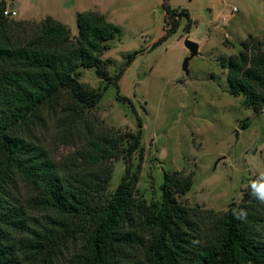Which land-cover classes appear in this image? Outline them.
Listing matches in <instances>:
<instances>
[{
  "label": "trees",
  "instance_id": "obj_1",
  "mask_svg": "<svg viewBox=\"0 0 264 264\" xmlns=\"http://www.w3.org/2000/svg\"><path fill=\"white\" fill-rule=\"evenodd\" d=\"M6 5L0 0V264H62L71 246L70 264H264V233L258 230L264 216L254 190L245 191L238 208L200 216L178 199L193 186L192 175L182 172L164 174L161 201L138 199L139 164L104 197L111 161L130 159L123 145L138 148L142 124L139 135L95 133L88 126L80 131L102 94L77 74L95 68L99 77L109 76L112 60L103 56L121 29L101 12L86 11L77 15L74 37L50 16L15 22L4 15ZM166 13L171 26L159 44L177 32L180 19L190 18L169 6ZM242 46L223 64L230 93L262 111L264 50L252 36ZM63 100L62 141L80 142L67 169L39 139L21 135L45 126Z\"/></svg>",
  "mask_w": 264,
  "mask_h": 264
},
{
  "label": "rangeland",
  "instance_id": "obj_2",
  "mask_svg": "<svg viewBox=\"0 0 264 264\" xmlns=\"http://www.w3.org/2000/svg\"><path fill=\"white\" fill-rule=\"evenodd\" d=\"M166 6L177 13L186 10L190 18L180 19L177 32L159 44L171 26ZM6 9L17 11L15 22L40 23L50 16L74 37L77 15L86 11L101 12L121 29L103 56L112 60L109 76L99 77L95 68L77 74L102 94L80 131L88 126L95 133L139 135L142 124L138 148L134 142L123 145L127 155L132 152L130 159L111 161L104 197L141 164L136 197L148 204L161 201L164 174L177 171L193 178L180 203L200 216L238 208L248 189L260 197L264 216V108L255 110L244 96L231 95L223 65L250 36L264 50V0H7ZM186 41L199 46L188 62ZM67 107L63 100L45 126L21 132L39 139L61 169L76 161L80 146L62 141L60 118ZM258 230L264 233V221ZM70 252L61 257L62 264H70Z\"/></svg>",
  "mask_w": 264,
  "mask_h": 264
},
{
  "label": "water",
  "instance_id": "obj_3",
  "mask_svg": "<svg viewBox=\"0 0 264 264\" xmlns=\"http://www.w3.org/2000/svg\"><path fill=\"white\" fill-rule=\"evenodd\" d=\"M185 46L190 52V57L186 60V62H188L198 54L199 46L197 45V43L192 41H186Z\"/></svg>",
  "mask_w": 264,
  "mask_h": 264
},
{
  "label": "built area",
  "instance_id": "obj_4",
  "mask_svg": "<svg viewBox=\"0 0 264 264\" xmlns=\"http://www.w3.org/2000/svg\"><path fill=\"white\" fill-rule=\"evenodd\" d=\"M4 15L10 18H16L18 16V13L15 9H6L4 11Z\"/></svg>",
  "mask_w": 264,
  "mask_h": 264
}]
</instances>
